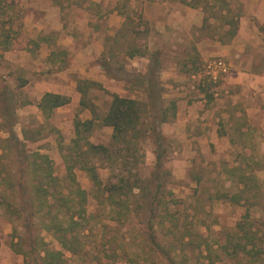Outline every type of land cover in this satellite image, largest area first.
<instances>
[{"label": "rangeland", "instance_id": "1", "mask_svg": "<svg viewBox=\"0 0 264 264\" xmlns=\"http://www.w3.org/2000/svg\"><path fill=\"white\" fill-rule=\"evenodd\" d=\"M53 1L59 4L64 29H93L104 49L95 61L103 57L112 77L103 71V84L75 82L73 88L70 85L69 101L44 117L35 106L44 89L34 86L43 77L54 79L55 68L33 66L30 57L34 48H25L21 43L23 39L27 44L31 40L20 34L24 15L31 7L19 5L16 0H0V42L4 41L0 48L7 46L6 50L0 49V117L3 109L12 111L11 130L23 143V153L45 154L51 174L64 176L49 190L65 193L77 185L85 191L83 214L74 217L80 222L73 225L79 235L72 239L67 233L68 244H73L76 251L65 250L51 232L38 228L43 247L61 251L67 264H168L148 243L150 235L163 248L170 246L176 250L171 249L175 252L174 264H264L262 253L257 256L258 261H253L241 253L233 255L231 249L241 236L235 223L245 210L252 224L249 229L256 233L257 251L264 248V239H260L264 227L254 224L258 220L264 222V81H257V88L251 85L253 78L248 80L251 73L264 74V22L254 20L253 0H224L239 14L238 22H254L252 28H246L245 23L243 31L249 33L243 32L239 39H227L222 28H217L220 20L208 18L203 22L209 13L202 10L204 0ZM205 1L223 6L221 1ZM113 11L122 22L112 37L107 32L111 31L109 22H118L109 16ZM22 47L23 58L18 55ZM125 51L135 54L127 57ZM153 58L158 59V70L152 73L160 86L156 96L163 104L174 102L179 113L158 126L168 147L161 168L164 173L159 178L164 183L163 190L170 194L166 207L154 212L150 230L145 222L152 203L134 206V202L128 201L129 213H125L124 207L95 197V187L69 145L75 135L74 118L93 119L90 131L83 133L89 142H108L111 130L102 126L100 119L110 95L143 101L145 93L124 79L147 75ZM216 59L230 67L228 74H217L213 79L206 65ZM60 60L61 66L69 64L71 55L65 54ZM6 136L5 129H0V139ZM20 149L19 146L17 154L6 153L1 160L3 168L22 174V166L16 160L23 158ZM141 151L143 161L131 173L149 191L154 171L150 141L141 143ZM88 160L102 182L116 180L113 172L121 167L116 165L110 170L97 157ZM67 172L74 181L65 178ZM128 174L123 175L132 178ZM32 176L37 174L24 175L26 179ZM4 179H0V192L11 201L12 192ZM131 192V198L138 200V189L134 187ZM135 207L138 208L133 212ZM24 232L19 220L10 219L0 208V264H23L21 254L13 250L12 244L19 242Z\"/></svg>", "mask_w": 264, "mask_h": 264}, {"label": "trees", "instance_id": "2", "mask_svg": "<svg viewBox=\"0 0 264 264\" xmlns=\"http://www.w3.org/2000/svg\"><path fill=\"white\" fill-rule=\"evenodd\" d=\"M221 1L223 6L218 7L216 3L208 4L205 0L203 2L202 10L209 11L207 17L203 18L206 22L208 18L220 20L217 28H222V34L227 39H231L236 32L239 14L233 12V9L228 6L224 0ZM189 5H194L188 2ZM210 5V6H207ZM215 28V27H213ZM0 43H4L0 42ZM4 45V44H3ZM1 50H6L7 46H2ZM127 57L133 56V51H125ZM103 59V57H102ZM99 61L101 69L110 77H112L108 69L109 64L103 59ZM151 69L147 70V75H140L133 78L128 83L145 93L143 101L122 97L117 94H111V98L106 112L100 119V124L110 128L109 140L106 144H94L89 142L87 133L90 131L93 124V119L80 120L74 118L73 129L74 137L71 139L69 147L73 148L76 156L79 159V166L85 170L92 185L95 187V197L107 201L109 205L116 204L117 206L124 207L125 213H129L127 209V202H134V206L152 203L150 209L146 214V225L151 228V220L155 217L156 210L164 209L166 207L168 196L170 193L163 190V182L160 180L162 177L163 162L166 160L168 151L165 137L159 130V125L172 120L175 117L176 106L172 101L163 104L159 102L160 97L156 96V92L160 88L158 79L154 78L153 71L158 70V59L153 58ZM150 74V75H149ZM77 90L82 93V89L76 86ZM69 98L60 94L45 92L39 100L37 107L44 117H48L52 109L66 104ZM4 113V114H3ZM14 119V113L8 109L1 111L0 129H5L7 136L1 138L0 142V165L2 166V158L8 154H17L16 152L21 147L20 152L23 153V143L19 141L15 132L11 127V121ZM150 141L152 146V154L154 158L153 168L149 184L152 187L149 191H145L144 186L140 185V179L131 173V169L137 167L143 161V152L141 151V143ZM82 141V142H81ZM23 153V158H16L17 163L22 166V174H16L10 168H0V179H4L6 175L5 184L10 188L11 201L7 196L0 192V208H3L5 213L12 220H19L20 228L23 229V234L19 237V242H12L13 250L20 253L22 256L23 264H67L66 259L62 256L59 250H49L43 247L45 244L37 232L38 228L51 232L53 237L60 243L61 247L74 253L77 248L73 244H68L70 241L67 233H70L72 239L78 237L79 232L73 227L74 224L80 222L75 221L74 217H81L83 214V201L85 198V191L80 189L77 185L72 190L67 192H59V190H49L50 187H56L59 180H64V176L52 175L49 166V160L45 154L37 152ZM31 157L32 159H28ZM97 157L105 161V165L110 170L118 165L121 169L113 172V177L116 180L110 179L102 182L91 165L88 158ZM38 159V160H36ZM13 160V163L16 162ZM1 172L3 176H1ZM33 173L35 178L26 179L25 174ZM123 172V173H121ZM124 173L130 175L132 178L124 177ZM165 176V175H164ZM65 178L74 181L70 172H67ZM34 180V181H33ZM1 183V182H0ZM61 185V184H59ZM138 189L139 199L131 198L132 189ZM52 199L49 202V199ZM131 198V199H130ZM55 203V204H54ZM55 205V206H54ZM64 207V210L61 208ZM135 207L132 211H136ZM264 210V209H262ZM249 212H245L241 216V220L235 223L236 231L241 234L238 240L231 246L233 255L241 253L245 256L251 257L253 261H258L257 256L263 254L264 248L261 252L257 251L258 246L255 244V231H250L251 223L248 220ZM264 218V211H263ZM258 227H264V222H254ZM248 226V228H247ZM149 244L152 249L158 251L161 257H164L168 264H174V254L170 246L163 248L162 245L157 243L153 236L148 235ZM264 239V236L260 238ZM224 249V244L221 245ZM170 248V249H169ZM174 250V249H173ZM176 251V250H174ZM28 257V259H27ZM264 261V260H263Z\"/></svg>", "mask_w": 264, "mask_h": 264}, {"label": "crops", "instance_id": "3", "mask_svg": "<svg viewBox=\"0 0 264 264\" xmlns=\"http://www.w3.org/2000/svg\"><path fill=\"white\" fill-rule=\"evenodd\" d=\"M19 5L31 7L27 10L23 18V27L20 30L21 37L28 36L31 40L27 44L26 39L21 41L22 45L26 47H32L33 52L31 54L30 60L33 66L41 68L50 67L53 65L55 68L53 76L54 79H43L40 83H37L34 87L40 86L45 92L56 93L68 97L70 92H72L70 85L74 87L75 82L85 81V82H97L105 83L106 76L101 69L99 62L95 61L101 54H104V49L100 39L96 38V34L92 31L93 29L87 30L85 27L75 26L71 30L64 29L60 21V7L56 1L53 0H16ZM92 3L100 2H113L114 0H89ZM255 5V10L253 11L254 20L262 23L264 22V0H253ZM115 11L110 16L111 20L115 15ZM94 16V15H93ZM116 19V18H115ZM121 18H117V24H114L112 20L109 22L111 31H107L108 34L113 37L116 29L122 22ZM81 20L77 21L80 24ZM253 27L254 22L250 20H240L238 22L239 26L236 29L235 35L239 39L241 34H243V28ZM112 25L114 27L112 28ZM245 28V29H246ZM256 30V28H254ZM244 33H249L245 31ZM20 41V39H19ZM25 48L18 49L19 57L23 58V50ZM71 55V60L69 64L61 66V57L63 55ZM223 61V60H222ZM224 62V61H223ZM227 72L229 73L230 64L226 63ZM57 68V69H56ZM225 74V75H226ZM46 75V74H45ZM230 75V74H229ZM74 78H79L76 81ZM81 78V79H80ZM251 82L252 86L259 87L257 81H264V74L256 75L251 73L248 75V80ZM77 89V88H76ZM78 91V90H77ZM79 92V91H78ZM81 94V92H79ZM39 97L35 106L39 100ZM69 98V97H68ZM62 106V105H61ZM59 107V106H58ZM38 108V107H37ZM56 108V107H55ZM54 109V108H53ZM52 109V111H53ZM40 111V110H39ZM41 113V112H40ZM52 113V112H51ZM177 111H175V116H178ZM190 115H193L191 111ZM2 247V245H1Z\"/></svg>", "mask_w": 264, "mask_h": 264}, {"label": "built area", "instance_id": "4", "mask_svg": "<svg viewBox=\"0 0 264 264\" xmlns=\"http://www.w3.org/2000/svg\"><path fill=\"white\" fill-rule=\"evenodd\" d=\"M206 67L210 69L213 79L216 78L217 74L224 75L227 72L226 64L220 59L213 60L211 63H208Z\"/></svg>", "mask_w": 264, "mask_h": 264}]
</instances>
